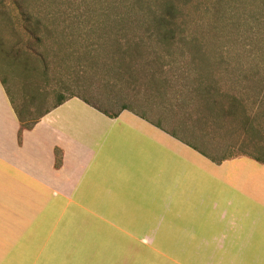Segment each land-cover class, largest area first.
<instances>
[{"label": "crops", "instance_id": "obj_1", "mask_svg": "<svg viewBox=\"0 0 264 264\" xmlns=\"http://www.w3.org/2000/svg\"><path fill=\"white\" fill-rule=\"evenodd\" d=\"M154 97L115 117L70 97L21 131L0 78V264L38 254L41 239L57 256L93 263L107 238L118 250L174 241L217 264H264V162L213 158L195 144L210 143L196 133L204 127ZM44 214L52 231L43 226L39 238Z\"/></svg>", "mask_w": 264, "mask_h": 264}, {"label": "rangeland", "instance_id": "obj_2", "mask_svg": "<svg viewBox=\"0 0 264 264\" xmlns=\"http://www.w3.org/2000/svg\"><path fill=\"white\" fill-rule=\"evenodd\" d=\"M148 1L153 12L164 14L153 0ZM241 1L176 0L171 40L162 45L120 42L130 45L122 52L112 40L111 27L80 25V19L89 15L93 21L113 9L136 12L130 7L131 0H0V78L13 108L24 124H30L61 100L75 96L109 114L122 107L141 112L155 104L159 92L151 91L159 89L164 75L169 84L163 87L172 88L182 77L183 82L189 77L191 85L201 86L192 80L193 73L210 77L216 84L208 79L202 86L212 85L214 93L203 90L208 105L198 117L197 113L186 118L171 106L167 109L165 100L170 102L172 95L161 98V107L188 125L196 122L195 126L204 127L196 133L210 143L195 144L213 158L247 155L264 162V88L259 85L264 77V0ZM97 44L102 47L91 53L89 46ZM135 54L140 57L134 58ZM136 67L142 69L140 74L133 72ZM126 69H130L128 81ZM45 216L39 218V238L46 231L43 226L51 230L50 225H40ZM118 246L121 250L107 238L106 247L91 250L89 258L95 261L87 259L83 264H217L216 257L182 254L185 250L175 248L174 241L143 245L129 241L126 247ZM47 247L41 239L38 254L16 259L21 264L82 262L77 257L57 256L53 253L57 249Z\"/></svg>", "mask_w": 264, "mask_h": 264}, {"label": "trees", "instance_id": "obj_3", "mask_svg": "<svg viewBox=\"0 0 264 264\" xmlns=\"http://www.w3.org/2000/svg\"><path fill=\"white\" fill-rule=\"evenodd\" d=\"M153 1H154V5H157V7H160V9H162V11L164 10L163 11L164 14L157 15L158 12H155V11L153 12L151 10V8L149 7L151 5L149 4L148 0H131L130 7L132 9L133 8L137 9L136 12H133L130 10H129L130 12L129 11L126 12L125 9L123 11L120 10L117 12L114 9H113V11H103L93 21H91V19H89L90 18L89 15L86 17L84 16L83 19H80V25L88 23V24H93L95 26L97 25L101 29H105L107 26L111 27V32L113 34L112 40L115 41V43L117 44V47L119 48L118 51H122V52H126V50L128 48H130V45L124 46L120 42L129 43V41H130V42H134L135 44H138V42H140V44H143V45L146 44L147 42H149V43H159L158 45H160V44L162 45V44H165V43H163V42H165L164 40H171L173 38V36H172L173 30L172 29H173V27H176L175 26L176 16L174 15L177 11V6L175 4L176 0H153ZM236 1H237V3H239L238 0H236ZM239 1H241V0H239ZM250 1L251 0H247L246 4H249ZM261 9H262V7H261ZM144 13H147L146 16ZM261 19L264 20L263 17H261ZM72 22L74 23V18H73ZM167 28H168V30H167ZM169 44H172V41ZM101 47L102 46L97 44V46H89V50L91 51V53L97 52ZM135 49L137 50V48H135ZM183 55H184V50H183ZM138 57H140V55L135 54L134 58H138ZM129 70L130 69H126V72H125V77H126L125 80H127V81L129 80L127 76H130V75H128V74H130ZM132 70L135 73V75L140 74L138 71H142V69L140 67L139 68L136 67L135 69H132ZM191 77H192V75H191ZM186 78H187V80L185 82H183V80H182L183 77L179 78L177 82H180L182 84L179 85L180 83H177L176 87H173V88L168 87V86L163 87L164 83L169 84L168 80L165 79V75H164V77L162 78L163 79L162 83L161 82L158 83L159 89L154 90V88H153V91H151V92L154 94L156 92H159V93H156V95H158V98L160 100L162 97H164L165 99H169L171 97L170 95H172V100L168 103H167V100H165V102H166L165 104L172 106L173 108L181 111L182 113L190 114L191 111H194L195 113L201 114L202 112H199V111L204 110V108L206 109V107L208 105L207 104L208 103V101H207L208 100V94L206 92L204 94L203 90L209 89L210 91H213L212 93H214V88L212 87V85L216 84V82H214L215 79H213V78L210 79V77L204 78V77L196 75V73H193L192 80H194L196 83H198L201 86H202L203 82L206 83V81H208V79H210V83L212 85L210 87L205 86L203 88V86L201 87V86L191 85V83L189 82V81H191L190 78L189 77H186ZM246 80H247L246 82H249V79L246 78ZM250 82H251V80H250ZM186 83H190V84L186 85ZM259 85H260V88H262V89L264 88V77L259 79ZM244 86H247V85L245 84ZM192 88H193V90H192ZM215 93H217V92H215ZM167 96H169V97H167ZM191 96H193L194 98L192 99ZM223 97L224 96L222 95L221 98L224 99ZM228 97H229V95H228ZM195 98H197V99H195ZM81 99H83V98H81ZM64 101L65 100H61L55 106H58L59 104H61ZM84 101L87 102L86 100H84ZM87 103H89V102H87ZM95 108L99 109L97 107H95ZM122 108H125V107H122ZM99 110H101V109H99ZM101 111L110 117H115L117 112H118L117 111L114 114H109L103 110H101ZM15 113H16L17 118L19 120L21 131L31 129L34 126V124L38 121V119L41 117L40 116L37 120L32 121L30 124H26V123L24 124L23 123L24 121L19 117V115L17 114L16 111H15ZM20 135H21V132H19V136ZM257 158H259V160L261 162H263L260 157H257ZM59 162L60 161H59V158L57 155V165L59 164Z\"/></svg>", "mask_w": 264, "mask_h": 264}]
</instances>
